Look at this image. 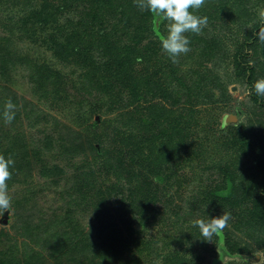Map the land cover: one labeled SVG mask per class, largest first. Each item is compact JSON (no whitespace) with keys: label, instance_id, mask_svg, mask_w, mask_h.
Listing matches in <instances>:
<instances>
[{"label":"rangeland","instance_id":"374dc122","mask_svg":"<svg viewBox=\"0 0 264 264\" xmlns=\"http://www.w3.org/2000/svg\"><path fill=\"white\" fill-rule=\"evenodd\" d=\"M40 1L0 0V155L15 161L24 154L21 163L17 160L21 169L16 180L7 182L12 207L0 216V251L11 249L16 264H29L24 251L38 254L31 264H161L155 246L136 250L139 236H154V244H161L156 224L149 225L140 216L146 213L142 200L157 207L158 219L177 218L178 213L189 222L195 216L218 217V212L207 213L196 205L204 197V185L213 186L215 195L233 193L244 200L232 206L229 226L212 242L204 240L208 249L198 248V264H264V217L254 201L264 181V110L253 102L252 86L245 79L246 69L252 72V66L254 83L264 78V44L259 39L243 43L252 15L259 20L264 0H207L202 14L193 10L207 17V25L200 34L185 33L191 50L179 56L177 63L160 47L153 54L141 49L125 68L119 66L126 62L115 63L118 47L138 38L140 48L150 39L158 42V35L166 34V21L160 23L152 15L149 31L140 37L112 30L108 23L97 27L91 22L80 30L82 8L65 7L59 12L58 4L51 15ZM106 29L108 38L100 37ZM68 39L73 43L64 57L61 53ZM210 46L216 56L198 54L200 48ZM238 48L242 54L235 58ZM42 65L56 75L44 78L36 68ZM91 66L95 76L84 86L78 75ZM111 70L113 75L106 78ZM167 74L178 101L169 95L150 97L157 79ZM136 76L145 77L151 86L147 94ZM197 76L208 77L216 102L204 103L194 92L188 93L189 83ZM223 85L228 99L222 96ZM8 99L16 105L11 123L3 119ZM160 106L170 114L159 109L161 125L180 120L179 127L185 128L186 139L194 146L191 168L178 171L187 175L184 186L167 187L162 176L144 172L132 149L134 138H128L131 130L138 129L140 116L155 125L157 120L149 116L157 115ZM250 124L251 139L244 141L258 137L262 141L245 148L235 137L238 129ZM110 163L119 164L121 173L138 175L133 189L118 185L121 174L114 173ZM90 169H94L93 179L88 180L83 172ZM39 219L42 227L37 229ZM102 223L111 236L101 239L97 226ZM97 240L110 245L103 261L94 254Z\"/></svg>","mask_w":264,"mask_h":264},{"label":"trees","instance_id":"16d2710c","mask_svg":"<svg viewBox=\"0 0 264 264\" xmlns=\"http://www.w3.org/2000/svg\"><path fill=\"white\" fill-rule=\"evenodd\" d=\"M207 0H205L206 4ZM40 4L50 12L51 15L54 14V9L52 7H55V5L60 4L61 8L59 7L57 9L64 10L65 7H71V9L74 8H82L80 11L81 16L79 17L78 21H80L81 28L83 29L84 26H86L88 23L93 22L94 25H97V27H101L102 25H107L112 29L116 31L120 30H126L127 32H134L139 37L143 34L147 33L149 31V28L151 26V16L152 13H150L147 10L141 11L135 4V0H42L40 1ZM204 6L198 10V14H202L203 11L206 9V6ZM121 6V9L118 10V7ZM57 9H55L57 11ZM240 12V11H239ZM241 12H245L244 10H241ZM118 13V17L115 15ZM104 14L106 15V19L104 17ZM121 14V15H120ZM110 17V18H109ZM114 17V19L112 18ZM237 18H240L238 16ZM243 16H241V19ZM236 20V18H235ZM76 25L75 22V27ZM262 27V24L260 22V19L254 18L252 15V27L248 28L247 35L248 37L243 42L244 45L248 44L251 40L252 42H255L258 37L257 33ZM92 30L94 26H91ZM109 29H106L103 31L102 36L103 38H108L109 36ZM83 34V31H81ZM139 38L137 40H134L132 43H127L126 46H120L118 47L120 50L115 55L116 58V64L120 65V62H126V64H122L119 66V68L127 67L129 60H131L141 49H144L147 53L153 54L155 53L160 47V41L158 39V42H153L152 39L148 41V43L144 44L141 48L138 47ZM73 43L72 39L67 40V46L64 48L63 53H61L64 57H67L69 55L70 51V45ZM158 43V45L156 44ZM205 53H212L216 56L215 52L212 51L211 46L209 48H200V51H198V54L202 55ZM242 54L241 48H238L236 52L234 53V57L238 58ZM125 57L124 59H121L122 57ZM167 59V57H165ZM124 60V61H123ZM112 65V64H111ZM38 70L42 73L44 78H49V76H54L56 73L50 68L46 67L45 65H42L40 67H36ZM251 68L248 67L245 71V79L249 86H252L251 91V98L254 103H256L257 107H260L264 110V97L258 96L253 90L254 88V68L252 66V72H249ZM112 70L110 71L109 75L106 76V78L109 76L111 77ZM95 72L92 69V66L87 68L84 71L83 75H78V77H81L84 79L82 81V84L84 86H87V84H90L92 78H94ZM204 76V75H202ZM197 76L195 77L191 83L188 85V93H193V95L200 96L202 102H216L217 99L215 98L212 88L208 85V77H202ZM214 76V75H213ZM140 78L139 85L145 87L144 94H147L149 89L151 88L150 85H147V82H144L142 76L135 77ZM214 80V78H213ZM173 81L172 78H170V74H167L162 80L159 78L157 79L155 90L151 94L152 97H159L163 98L167 95H169L171 98H175L176 101L180 99L178 95H175L176 93L174 90H171L170 87L172 85ZM217 85V84H216ZM149 87V88H147ZM170 90V91H169ZM222 96L229 98V94L225 93L227 92V88L225 85L221 87ZM174 93H173V92ZM174 95V97H173ZM158 105V104H157ZM159 109L162 110L166 116H169V110L164 108L163 106H160L157 111L158 114H151L149 116V119L151 120H157V122L154 124L147 123V121H144L141 116L138 117V122L136 123V126H138V129L136 131L131 130L130 135H128V138H131V136L134 138L132 149L135 152V158L136 162L141 163V168L145 169L144 172L149 171L150 175L155 176H162L165 180V185L167 187L176 185L177 187L184 186L185 179L187 175L184 174V172H178L179 170L185 169L187 166L191 168V161L190 159H193V154L195 153L194 146H191L190 143H188L186 139V134L184 129L179 127V121L180 120H173L167 122L164 126L161 125L162 119L160 118L162 116L161 112H159ZM155 113H157L155 111ZM158 116V119L156 118ZM189 118L192 121L193 119V113L189 114ZM161 119V120H160ZM142 120V121H141ZM194 120V119H193ZM140 124V125H139ZM158 127V131L155 132L154 128L151 126ZM186 125V122H185ZM252 124L249 125V127L246 129L244 127H241L238 129V136H236V140L239 142V145L241 144L242 147H252L255 146L258 142L262 141L259 137L251 141H244L246 139L250 140L252 136ZM261 126V124H260ZM262 127V126H261ZM129 132V131H127ZM188 134V133H187ZM264 135V131H263ZM260 139V141L258 140ZM18 143L21 144L19 141ZM240 145V146H241ZM151 146V148H150ZM25 145L22 147L24 148ZM9 148L7 146L3 153ZM11 148V147H10ZM13 149V147H12ZM24 150V149H23ZM194 150V151H192ZM259 159L260 151L257 150ZM14 161V168L11 170L12 177L9 181L16 180L15 175L16 171L20 170L21 167H19V162L21 163V159L24 157V154L22 156L19 155L16 156ZM18 160V161H17ZM108 162V161H107ZM235 165V164H234ZM110 166L114 168V173L121 174V182L126 181V183L118 184L120 186H124L126 189H133L135 187V181L138 179L137 176L135 177L131 173H124L119 171V164L113 165L110 163ZM90 172H83L85 177L88 180L93 179L92 172H94V169H90ZM124 173V174H123ZM194 177V176H193ZM195 178V177H194ZM235 176L234 172L231 173V182L233 185H235ZM256 179H254L255 181ZM127 184V185H126ZM252 185V183L250 184ZM204 185H201L203 188V198L200 199L196 205H198L199 209L201 211L207 212L211 211L214 214H217L218 217L223 214L224 211L230 212L232 210V206L237 205L236 203L242 202L243 196L239 198H235L234 194H224V195H215L213 193V186L211 187H203ZM199 187V188H201ZM120 188V187H117ZM201 191V190H200ZM258 196L254 198L255 203L259 206V214L264 217V181L260 184L259 188L257 189ZM24 200V199H23ZM78 200V203H83V198ZM145 204V210L146 213L140 214L141 218L148 221L147 223L150 225L152 223H155L159 231L157 232L159 235V240L161 244L155 245L156 238L154 236H151L150 238L139 236L136 239L138 240L139 246L137 247V251L142 252L143 249H152L155 246V252L160 256V262L161 264H198L199 260L201 259V252L200 249L207 250V244L203 240V238H200V231L198 227L193 226V221L196 219H200L198 216L192 217L191 222H189L187 218L180 216V213H178L177 218H162L159 219L156 217L157 207L155 209V206L151 205L150 203H145V200H142ZM152 203L154 201H151ZM155 203V202H154ZM223 209V211H222ZM222 212V213H221ZM211 214V213H209ZM194 218V219H193ZM193 219V220H192ZM161 220V222H159ZM205 220V219H204ZM159 223H158V222ZM188 221V222H186ZM50 223V221H48ZM186 223V224H185ZM42 220L39 219L38 222L35 224L37 229L42 227ZM52 225L55 223L51 222ZM160 224V225H159ZM51 229V228H50ZM98 234L101 236V239L103 236H106L110 234L108 232V227L106 224H99L97 226ZM247 231V230H246ZM151 234V233H149ZM111 236V235H108ZM154 238V239H153ZM217 238V237H214ZM95 243L96 253L95 255L99 256V260L103 261L106 259V256L108 255V252H111L108 248V245L104 242L101 244V240H97ZM172 244H176L175 246H179L181 249H174ZM199 245V246H196ZM264 245V243H263ZM172 246V247H171ZM110 247V245H109ZM60 248V243L55 246L54 251H58ZM162 251L161 253H159ZM24 256H26L28 259V263L31 264L33 259L32 258H38V254L33 253H27L23 252ZM146 254H150V251H148ZM16 254H12L11 249L2 250L0 251V264H16ZM82 264V263H81Z\"/></svg>","mask_w":264,"mask_h":264},{"label":"clouds","instance_id":"9594fccd","mask_svg":"<svg viewBox=\"0 0 264 264\" xmlns=\"http://www.w3.org/2000/svg\"><path fill=\"white\" fill-rule=\"evenodd\" d=\"M135 4L141 11L147 10L152 13L158 22H167L166 34H159L158 39L163 51L173 63H177L179 56L191 50L190 40L185 33L200 34L208 22L206 16H198L193 12V10L201 9L205 0H135ZM259 19L262 27L257 37L264 44V9L260 10ZM137 60L139 61L140 58ZM254 90L258 96H264V78L255 81ZM15 111L16 105L8 99L3 111V119L6 123L13 121ZM13 165V159H6L0 155V216H3L5 212L8 213L12 207L7 182L12 177L10 166ZM231 219V213L224 211L219 217L207 220L196 219L193 221V226L198 227L203 240L212 242L214 236H218L229 226Z\"/></svg>","mask_w":264,"mask_h":264}]
</instances>
